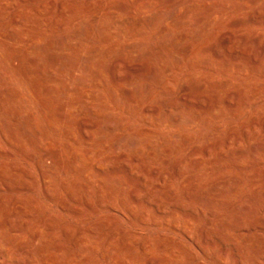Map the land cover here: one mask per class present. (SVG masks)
Returning <instances> with one entry per match:
<instances>
[{
	"label": "rangeland",
	"instance_id": "1",
	"mask_svg": "<svg viewBox=\"0 0 264 264\" xmlns=\"http://www.w3.org/2000/svg\"><path fill=\"white\" fill-rule=\"evenodd\" d=\"M137 1L138 0H13L5 4L2 9L0 8V26L13 28L11 30L14 34L19 36L20 39L13 42L5 35V32H0V44H3L10 50L20 51L28 49L31 45H35L36 42H39V44H36L39 50L42 47H49L46 46V44L49 45V43L53 44L56 42L57 45H53V51L50 50L51 55L57 59L62 58L63 61L71 67L73 66V68L77 70V73H75L74 78L63 74L59 69H53V74L61 78L67 86H73L80 91L92 87L90 76L88 74H82L77 68L79 67L80 69V65L85 64L82 56L88 54L92 50H99L103 53L108 52L109 61L104 65L105 71L108 72V74L106 73V82H110L111 76L115 77L118 84L117 86H120L118 87L120 93L124 87L123 80L131 76L133 72L137 70L144 71L146 66H148L147 69L149 71L152 69L158 70L157 64L147 58V55L150 52L160 50L165 44H176V50H184L185 47L190 44H193L195 48L202 44L204 47L201 46L203 50H220V53L224 54L222 50L228 49L221 46V41L228 40L231 46L229 50L231 51L229 54H224L225 60L228 62L236 61L238 65L244 66L249 74L244 76L235 69L231 72H225L224 69L220 70L214 62H211V66H215L214 68L211 67L210 69L200 70L198 72L207 75L208 80L212 79L215 83L222 80L228 82L227 87L218 94L221 98L226 97L229 91L236 90L242 82H252L254 85L253 87L256 88L255 95L257 96L254 95L255 89L253 88L254 91H252V95H245V98L249 100L254 99L255 101L253 104L247 105L248 107L245 106L247 108L244 106L241 107L243 111L241 110L242 112L235 114V117L231 114L221 120L212 119V122L209 121L210 123L207 122L205 125H159L156 124L153 118L148 116L127 114L123 108L121 109L123 103L121 99L115 103L107 90L98 88L99 90H97L95 97H88L79 93L74 100L79 103L81 111L79 110L77 113L69 112L66 116H68L69 121L71 119V124L77 129L82 125L98 124L101 127V135L93 144L82 141L80 137L74 140L76 142L67 141L60 138L59 130L51 128L42 118L32 97L28 95L24 87L15 80L12 68L4 65L0 57V75H3L0 77L2 78L0 88L8 89L10 92H18L23 95L30 108L28 111L22 113V119L27 121L31 117L30 114H32L35 131H40L46 136V142L40 144L44 145H39L42 150H37L28 146V148L23 151L10 144L8 140H5L0 131V149L2 148L0 163H4L7 166H15L20 170L24 169L23 171L25 172L18 175L20 178L18 182H26L24 174L27 172L31 179L37 183L34 191L16 192L17 190H13L16 192H13V196L27 202L30 207L32 229L42 222H46L50 225V229L41 231L44 241L63 244L73 249L71 247H73L72 243L77 239V232L86 229L92 230L95 235H93V237L89 235L85 236L84 247L88 248L91 243L93 244L95 242V251L92 253L88 251L83 252V255L89 256L92 259H100L110 248L111 251H115V254H120L124 248L125 250L123 251L125 253L122 255V258L135 253L139 259H147L148 257V259L158 261L159 259H163L161 252L148 249L149 252L146 251L144 253L141 250L142 246L155 242V244L165 243L168 249L178 248L177 260L171 262V264H254V255L261 246V243L264 245V237H256V231L250 228L241 233H235L232 228L226 226H221L223 228H215L209 222V220H211L210 214L203 212L200 208H195L199 217L197 222L193 223L189 231L185 233L186 235L181 233V231L179 232L160 226L159 223L155 222L151 210H147L148 217L144 222L145 224L139 223L141 217L139 215H141L142 207L138 206L131 209L129 201H121L123 197L119 193L115 194L116 201H107V198H105L107 196L104 197L105 200L103 199L105 204L111 203L113 205L115 208L114 211L103 209L102 207L100 208V189L96 183V174L85 176L81 172L80 166L77 165L75 166V175L72 181L65 186L57 184L59 185L57 186V192L59 193H57V197H54L53 200L47 198L43 190L41 174L36 166V161L40 155L47 150L46 153H53L60 147L63 150L61 151L62 159L68 162L70 159V151L65 150V144H69L70 150L77 153H83L85 150H96L101 152L105 158L110 160L111 167L100 164V166L98 165V169L103 172V175L105 173V177H110H106L107 179L112 180L111 175L113 169L120 168L124 165L131 166L132 158L135 156V146L132 145L133 142L131 139L141 130H150L157 138H166L169 141L166 145L167 149L164 148L161 154H155L154 156L156 162L159 163L158 166L146 165L147 163L145 164L143 161L145 159H140L139 165L144 164L143 167L149 170H147V181L154 185L157 183L161 185V182L156 178H151L152 175H157V171H159L158 175H171L172 167L176 160L181 156L185 157L190 148L198 146L200 151H203V149L205 150L208 145L201 144L199 139L203 135L212 133L216 127L222 130L224 135L231 128H236L239 136L242 134V130L246 129L254 139L253 145L255 146L253 147H259V144H264V0L256 7L250 5L251 0H228L234 13H252L257 18L258 22L262 23L261 27L255 29L247 28L238 32L233 31L229 27L230 22L227 23L221 20L219 16L212 22L209 20L210 16L208 15V11L213 10L218 14L221 13L224 8H222V6H224V0H148L150 8L144 12L139 9H137L138 11L134 9ZM193 3H196L201 8L202 13H199L198 16H200V19L198 17V20L209 26L208 31L203 37V39H205L204 41L203 39L202 41L201 39L197 40V42L192 41V38L196 37V32L200 31V27L194 28V26L191 25V21H193L194 18H190L186 15L185 11ZM61 7L66 10L68 8L74 9L76 15H61ZM117 7L125 8L124 12L116 15L117 21H123L127 18L131 21H139L159 11L163 12L166 18L158 24L157 28L153 30L146 29L143 31L142 35L133 38L115 39L113 33L114 23L111 18V20L103 18L101 20V25L94 26L92 17ZM260 14H262V16H260ZM17 16H24L26 18V23L23 28L12 26L11 22L13 18ZM77 18L78 20H76ZM170 18L177 20V23L171 25L169 22ZM60 22L62 24L68 22L65 27V32H60L61 28L56 27L55 24ZM75 26L77 28H75ZM57 28H59L58 31ZM75 29H78L82 34L91 33L90 30L92 29V40L84 44L80 42L76 43L77 45L79 44L77 51L75 47H73L75 42L64 38V35L70 37ZM163 30L166 31V33L160 35V31ZM55 32L59 33L55 34ZM57 34L60 35L58 36ZM54 35L56 36V40L55 37H53ZM126 50H134L135 53L132 55L126 54ZM180 55L181 57L179 58ZM180 55L178 56V62L175 59L170 62V72H160V76L162 75L161 80L164 81V83L157 85L150 77L140 82V84L152 86L154 91H157L154 98H148V100L146 98L144 100L145 108H155V106L161 107L168 102V105H171V113L175 114L176 109L180 107V96L182 97L185 93L183 87L189 84L188 76L191 73L190 63L187 61V58H183L185 57L183 54ZM32 59H30L31 64L33 63L36 65L37 63V66H39L38 63L41 65H48L45 61H40L37 58ZM250 67L252 68L250 69ZM76 75L78 77H76ZM202 79L203 76L199 75L195 78L194 83L197 84L201 82ZM156 95L158 97H156ZM210 96L213 97L214 95L210 93ZM10 107L17 110L19 106L10 105ZM90 108L91 110H89ZM89 111H92V113ZM106 126H111L113 132L106 131ZM10 128L15 130L20 136L19 139H21V127L10 124ZM85 134L90 135L91 131H85ZM185 136L187 138L190 137L191 140L193 139L190 146L186 148L187 150L178 155H169L168 149L171 148L172 145L176 147L182 139L186 138ZM221 137L223 138V135H221ZM213 140L214 139H212L211 142L212 146L210 147L209 145V147L211 148V155L215 156L220 149L214 145ZM115 141H118L120 144L117 148L111 147V144ZM129 141L130 148H132L129 152H125L122 145L129 144ZM156 143L157 139L154 137L146 138L143 141L145 145H153ZM253 147L250 148L251 151H249L244 142H242L237 149L235 146H232L230 151L247 150L250 152L248 157L243 160L244 162L242 161L243 167L238 165L239 162L237 161L229 162L228 164L219 163L217 165L205 166L204 169L201 170V174L203 173L202 175L204 176L203 179L207 181L219 177L222 178L225 174L241 176V174L245 172L252 174L257 173V176L260 177L261 190L264 191V147L259 148L260 150L257 147L256 149ZM261 149L263 151H261ZM221 150L224 152L229 151L227 148H222ZM3 154H5V156ZM150 154L152 157V153ZM113 165L115 166L113 167ZM140 168L134 171V175L131 177L132 179L123 175L118 176L121 183L126 180L123 184L126 188H124V191L121 193L126 199L129 194H136L139 200L143 199L144 192L139 188V183L137 181V177L141 176ZM193 169V167L188 168V170L186 169L187 172L185 171L184 174L185 179L193 175L195 171V169ZM85 186L89 190L88 194L84 192L83 187ZM180 186L181 184L177 185L175 188L164 190V192L168 191L166 192L167 194H178V192L180 193L182 190ZM165 188L168 187H164L163 189ZM248 188H244L240 194L227 192L226 194L217 196V199L220 201V210L227 211L231 206L236 204V202H239L242 195L246 194L245 192L249 190ZM192 189H194V187L191 185L187 187V190ZM70 191L72 192L70 193ZM125 193L127 195H125ZM71 196L73 197L71 198ZM209 198L212 197L209 196ZM59 199L63 200L69 206L71 212H62L58 208ZM86 202L92 206L93 211H87ZM123 202L125 204H123ZM183 207L187 211L191 208L186 204H184ZM74 210L80 211L81 215L75 216L73 214ZM172 210L173 208L171 206L167 208V211ZM259 216H262V214ZM97 225H101V227L98 228ZM102 235L106 236V238L102 239ZM110 237L112 238V242H108L111 239ZM161 237L166 241L164 242ZM259 238L261 240H259ZM203 239H205L204 242L206 244L203 243ZM229 239L231 241H229ZM236 249L238 250L236 251ZM252 251H254V253ZM162 261H164V259Z\"/></svg>",
	"mask_w": 264,
	"mask_h": 264
},
{
	"label": "bare ground",
	"instance_id": "2",
	"mask_svg": "<svg viewBox=\"0 0 264 264\" xmlns=\"http://www.w3.org/2000/svg\"><path fill=\"white\" fill-rule=\"evenodd\" d=\"M12 1L13 0H0V8L2 9L5 4ZM261 1L262 0H251L250 5L256 7ZM223 3L224 6H222V8H224L221 13L218 14L213 10L208 11V15L210 16L209 20L211 22L219 16L221 20L226 21L227 23L230 22L229 27L237 32L247 28L255 29L262 26V23L258 22L257 18L252 13H234L228 0H224ZM149 8L150 5L148 0H138L134 6L135 10L139 9L143 12ZM68 9L66 10L61 7V15H76L74 9ZM124 11L125 8L122 7L108 10L103 14L93 16L92 22L94 26H99L101 25V20L103 18H111L114 23V38L119 39L133 38L142 35L143 31L146 29L153 30L157 28L158 24L166 18V15L159 11L139 21H131L128 18L123 21H117L116 15ZM200 12L201 8L196 3L191 4L185 11L186 15L190 18H194V20L191 21V25H193L194 28L198 26L200 27V31L196 32V37L192 38V41L194 42H197V40L200 39L202 41L204 35L209 29L208 25H205L202 21L198 20V17L200 19V16H198ZM260 16H262V14H260ZM76 20H78V18ZM169 22L171 25H175L177 20L170 18ZM11 23L13 27L23 28L26 23V18L24 16H17L13 18ZM66 24H68V22H64L63 24L60 22L55 25L56 27L61 28L60 32H65ZM75 28L77 27L75 26ZM11 29L13 28L0 26V32H5L6 34H4L7 35L9 40L13 42L19 40L20 37L14 34ZM58 30L59 28H57V31ZM90 32L91 33L88 34H82L78 29H75L70 37L64 35V38L75 42L73 47H75L77 51L79 44L77 45L76 43L80 42L81 44H84L92 40V29ZM56 33L59 32H55V34ZM165 33L166 31L164 30L160 31V35ZM57 35L59 36L60 34ZM53 37H55L56 40V36L54 35ZM204 40L205 39H203V41ZM36 44H39V42H36L35 45H31V47L26 50L20 51L10 50L3 44H0V57L4 65L12 68L15 80H17L24 87L28 95L32 97L42 118L51 128L59 130L60 138L67 141H74L77 140V137H80L82 141L93 144L101 135V127L98 124L82 125L77 129L71 124V119L69 121L68 116H66L69 112L77 113L80 110L79 103L74 100L79 93L88 97H95L97 90H107L111 94V98L115 103L121 99L123 102L121 109L123 108L127 114H132L134 116H148L153 118L156 124L174 126L182 124L205 125L212 119L221 120L231 114L234 116L238 112L243 111L241 107L249 106V104H253L255 101L254 99L249 100L245 98V95H252V91H254L253 88L255 89L254 95L256 94V88L253 87L254 85L252 82H242L236 90L229 91L226 97L221 98L218 94L227 87L228 82L222 80L215 83L212 79L208 80L207 75L198 72L200 70L210 69L212 67L211 62H214L220 70L224 69L225 72H231L235 69L244 76L249 74L244 66L238 65L236 61L228 62L225 60L224 54H229L231 51L229 50L231 46L229 45L230 43L228 40L221 41V46L228 49L222 50L224 51V54H221L220 50H203L204 47L202 44L201 46L203 48L201 46L195 48L193 44H190L189 46H186L184 50H176L175 48L177 45L174 43L165 44L160 50L150 52L147 55V58L157 64L158 70L152 69L149 71L147 69L148 66H146V71L139 69L142 71L137 70L136 72H133L131 76L123 80L124 87L120 93L118 91V87L120 86H117L118 84L115 77L111 76L112 78L110 77V82H106V75L108 72L105 71L106 69L104 68V65L109 61L108 52L103 53L99 50H92L89 53L87 52L88 54L82 56L85 64L80 65V69L79 67L77 68L82 74H88L90 76L92 87L80 91L73 86H67L61 78H58L55 76L56 74H53V69H59L63 74L74 78L75 73H77V70L63 61L62 58L57 59L51 55L53 45H57L56 42L53 44L49 43V45L46 44V46L49 47H42L40 50L37 49ZM125 53L132 55L135 51L126 50ZM178 53L183 54V56H185L183 58H187L191 67V73L188 76L189 84L183 87L185 93L182 97L180 96V107L176 109L175 114L171 113V105H168V102L161 107L155 106V108H145L144 100L146 98L147 100L148 98H154L157 91L155 92L152 86L140 84V82L147 77H150L157 85L164 83V81L161 80L162 75L160 76V72H170L169 64L174 59L178 62V56L180 55ZM180 57L181 55L179 58ZM32 58L45 61L48 65H41L38 63L39 66H37V63L36 65L33 63L31 64L30 59ZM251 68L252 67H250V69ZM199 75H202L203 79L201 82L195 84L194 80ZM2 76L0 75V77ZM76 77L78 76L76 75ZM0 79V82H2V78ZM210 93L214 96H210ZM156 97L158 96L156 95ZM10 105H17L19 107H17L18 109L16 110L11 108ZM29 108L30 107H28L23 95L18 92H10L8 89L0 88V131L3 138L23 151L26 150L28 146L37 150H42L39 145L42 142H46V136L40 131H35L33 115L30 114L31 117L27 121L22 119V113L28 111ZM89 110H91V108ZM89 112L92 113V111ZM10 124L21 127V139H19L20 136L18 133L10 128ZM105 130L113 132L111 126H106ZM85 131H91V134L87 135L85 134ZM221 135H223V138ZM153 137L157 139L156 144H143V141L146 138ZM189 138L190 137H186L182 139L176 147H173L172 145V147L168 149V154L178 155L179 153L186 151V148L190 146L193 140ZM212 139H214V145L220 149L215 156L211 155L210 147L212 146ZM131 140L133 142L132 145L135 146V156H132L131 166L124 165L117 169L111 168L113 169L111 175L113 181L107 179L110 177L106 176V178L105 173L103 175V172L98 169L100 164L111 167L110 160L105 158L101 152L96 150H85L83 153H77L70 150L69 144H65V150L70 151V159L68 162H65L61 157V151L63 150L60 147H58L53 153H46L47 150L40 155L36 161V166L41 174V184L47 198L53 200L54 197H57V193H59L57 192V186H59L57 184L65 186L73 180L75 166L77 165L80 166L81 172L85 176L96 174V183L100 189V208L102 207L103 209L114 211L115 208L111 203H106L108 205L104 203V197L107 196L105 197L107 198V201L109 200V202H113L116 201L115 194L119 193L123 197L121 198V201L126 202L128 200L131 209L138 206L142 207L141 215H139L141 216L139 223H144L146 221L148 211L151 210L155 222L159 223L160 226L179 232L181 231V233L185 234L189 231L191 225L197 222L199 216L195 208H200L203 212L210 214L211 220H209V222L215 228H223L221 226H226L232 228L235 233H241L250 228L256 231V237H264V191L261 190L260 177L257 176V173L252 174L245 172L242 173L241 176L225 174L222 178L219 177L207 181L203 179V173L201 174V170H203L205 166L217 165L219 163L228 164L229 162L237 161L239 162L238 165L242 166V161L248 157L250 152L247 150L230 151V148L235 146L237 149V147L244 142L249 151H251L250 148L255 146L253 145L254 139L246 129H243L242 134L239 136L236 128H231L224 135V132L216 127L212 133L201 136L199 142L208 145L205 150L203 149L201 152L198 146H193L187 152L185 157L181 156L179 158L177 156L179 159L174 163L171 175H158L159 171H157V175H152L151 178L158 179V181L161 182V185L158 183L154 185L147 181L146 176L148 169L143 167L144 164L139 165V162L140 159L143 158L145 160H142L145 164L147 163L146 165L158 166L159 163L156 162L154 156L155 154H161L169 141L166 138H157V136L150 130H141ZM118 146H120L118 141L111 144V147L114 148H117ZM122 146L125 152H129L132 148H130V141L129 144H123ZM258 146L259 147H256L259 149L264 147V144L262 143ZM256 147L253 148L256 149ZM222 148H227L229 151L224 152L221 150ZM1 149L0 155L2 153ZM263 150L261 149V151ZM150 153H152V157ZM3 155L5 156V154ZM114 166L115 165H113V167ZM192 167L195 169L193 175L185 179V171L187 172L188 168ZM139 168L141 169V176L137 177V181L139 183V188L144 192L143 199L139 200L136 197V194H129L126 199V197L121 194L124 191V188H126L123 185L126 180L121 183L118 176L123 175L127 178H131L134 175V171ZM23 170L17 169L15 166H7L4 163H0V264H171V262L177 260L178 248L168 249L165 243L155 244V242L142 246L141 250L144 253L146 251L149 252L148 249L157 250V252H161L164 261H162L163 259L154 261L148 259V257L147 259H139L135 253L122 258V255L125 253L123 251L125 250L124 248L120 254H115V251H111L110 248L100 259H92L89 256L87 257L83 255V252L88 251L92 253L96 248L95 242L93 244L91 243L88 248L84 247L85 236L89 235L93 237V235H95L90 229L81 230L77 232L78 234L76 233L77 239L72 243L73 247H71L73 249H70L63 244L44 241L42 239L41 231L50 229V225L46 222H42L34 226L32 229L30 207L27 202L13 196V192H15L13 190H17L16 192L34 191L36 188L37 183L31 179L27 172L24 174L26 182H18V179H20L18 175L24 173L25 171ZM179 184H181L180 189H182L180 193L167 194L166 192L168 191L164 192V190L175 188ZM190 185L193 186L194 189L187 190V187ZM164 187L168 188L163 189ZM244 188H248L249 190L245 192L246 194L242 195L239 202H236V204L231 206L227 211L220 210V201L217 199V196L226 194L227 192L240 194ZM83 189L84 192L87 194L89 193L86 186L83 187ZM71 192L72 191H70V193ZM125 195L127 194L125 193ZM209 196L212 198H209ZM72 197L73 196H71V198ZM124 202L123 204H125ZM184 204L191 207L189 211L183 207ZM170 206L173 210L167 211V208ZM58 208L62 212H71L69 206L60 199ZM86 209L87 211H93L90 204H87ZM73 214L75 216L81 215L80 211L77 210H74ZM260 214H262V216H259ZM97 227L99 228L101 225H97ZM101 238H106V236L102 235ZM162 240L164 241V238H162ZM204 240L205 239H203V243L206 244ZM259 240L261 239L259 238ZM110 241L112 242V238L108 242ZM229 241L231 240L229 239ZM169 242L173 243L172 241ZM108 244L111 245L110 243ZM237 250L238 249H236V251ZM254 251L252 252L254 253ZM254 264H264V245L262 243L254 255Z\"/></svg>",
	"mask_w": 264,
	"mask_h": 264
}]
</instances>
